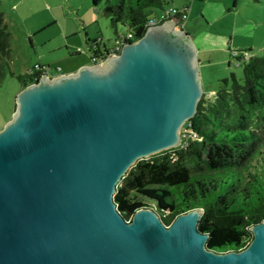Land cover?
<instances>
[{
	"label": "water",
	"instance_id": "95a60500",
	"mask_svg": "<svg viewBox=\"0 0 264 264\" xmlns=\"http://www.w3.org/2000/svg\"><path fill=\"white\" fill-rule=\"evenodd\" d=\"M174 17L79 70L18 92L0 128V264H264V220L242 250L218 253L201 207L166 225L114 198L137 161L183 144L204 95L192 36Z\"/></svg>",
	"mask_w": 264,
	"mask_h": 264
},
{
	"label": "trees",
	"instance_id": "16d2710c",
	"mask_svg": "<svg viewBox=\"0 0 264 264\" xmlns=\"http://www.w3.org/2000/svg\"><path fill=\"white\" fill-rule=\"evenodd\" d=\"M167 2L91 0L95 8L104 3V14L117 30L119 25L128 28L127 33L116 30L117 39L123 35L126 42L143 36L149 20L158 21L150 14ZM166 18L165 13L160 21ZM185 21L178 26L184 28ZM8 26L0 9V84L10 71L25 87L47 69L38 65L32 73L11 71ZM94 42L96 59L106 58L115 47L104 44L103 52L102 42ZM244 53L236 56L245 61L243 81L234 74L232 82L224 79L219 91L210 95L213 99L204 92L196 116L184 125L183 144L140 159L123 176L114 198L125 218L151 206L169 225L180 214L201 207L198 227L210 235L209 248L222 253L249 245L254 238L251 226L264 220V55L247 58Z\"/></svg>",
	"mask_w": 264,
	"mask_h": 264
},
{
	"label": "rangeland",
	"instance_id": "374dc122",
	"mask_svg": "<svg viewBox=\"0 0 264 264\" xmlns=\"http://www.w3.org/2000/svg\"><path fill=\"white\" fill-rule=\"evenodd\" d=\"M186 5L190 17L184 29L197 45L204 92L213 99L210 95L219 91L224 79L232 82L235 74L243 81L245 61H239L235 52L264 55V0H168L149 17L160 20L170 8ZM0 9L12 34L10 62L16 74H26L38 65H44L50 77L75 72L96 63L91 49L95 39L105 50L104 44L108 48L117 44L118 33L128 32L123 25L118 30L112 25L104 14V3L95 8L91 0H0ZM22 84L10 71L0 84L1 127L15 113L10 103Z\"/></svg>",
	"mask_w": 264,
	"mask_h": 264
},
{
	"label": "built area",
	"instance_id": "2783aa9c",
	"mask_svg": "<svg viewBox=\"0 0 264 264\" xmlns=\"http://www.w3.org/2000/svg\"><path fill=\"white\" fill-rule=\"evenodd\" d=\"M174 17L175 19L179 21H184V20H187V18H189V11L187 8H170L167 12H166V17L168 18H171V17ZM157 22H160V20H149L148 22V25L149 24H155ZM125 38L123 37V35H121L118 39H117V44H115V47L113 49V51L111 52L110 55H113L115 53H118L120 50H121V46L125 43ZM245 57H249V53L248 52H245ZM235 56H241V54H238L237 52L234 53ZM93 60L95 62H100L102 59L100 58H93ZM31 73L33 72L32 70L30 71ZM43 73H47V71L43 72Z\"/></svg>",
	"mask_w": 264,
	"mask_h": 264
},
{
	"label": "crops",
	"instance_id": "0c3cea01",
	"mask_svg": "<svg viewBox=\"0 0 264 264\" xmlns=\"http://www.w3.org/2000/svg\"><path fill=\"white\" fill-rule=\"evenodd\" d=\"M187 6H189V5H186L185 7H187ZM185 7H183V8H185ZM189 17H190V14H189ZM87 19V18H86ZM186 22V21H185ZM185 22H184V24H185ZM84 24L85 23H87V21H84L83 22ZM185 27V26H184ZM189 34H192V33H189ZM196 44V43H195ZM107 45V44H106ZM108 46V45H107ZM199 49H200V51L203 49V48H201V46L199 45ZM100 50L101 51H103L104 52V50H102V48H101V46H100ZM89 64H91V63H89ZM16 74V73H15ZM12 75V74H11ZM12 76H14V75H12ZM21 89H23V88H21ZM21 90H19L18 89V92H20ZM18 94V93H17ZM17 94H16V96L14 97V99L12 100V103H10L11 105H13V107H14V111H15V109H16V101H15V99H16V97H17ZM1 127V126H0Z\"/></svg>",
	"mask_w": 264,
	"mask_h": 264
}]
</instances>
